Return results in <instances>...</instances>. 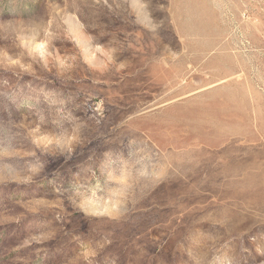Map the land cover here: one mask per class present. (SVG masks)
I'll use <instances>...</instances> for the list:
<instances>
[{"label":"rangeland","instance_id":"1","mask_svg":"<svg viewBox=\"0 0 264 264\" xmlns=\"http://www.w3.org/2000/svg\"><path fill=\"white\" fill-rule=\"evenodd\" d=\"M0 264H264V0H0Z\"/></svg>","mask_w":264,"mask_h":264}]
</instances>
